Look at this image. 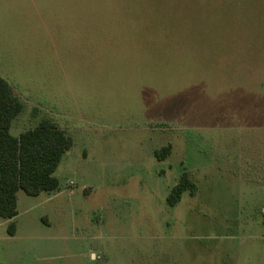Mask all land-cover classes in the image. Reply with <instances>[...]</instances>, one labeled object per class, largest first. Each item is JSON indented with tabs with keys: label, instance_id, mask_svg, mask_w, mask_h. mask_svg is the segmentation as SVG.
I'll list each match as a JSON object with an SVG mask.
<instances>
[{
	"label": "rangeland",
	"instance_id": "1",
	"mask_svg": "<svg viewBox=\"0 0 264 264\" xmlns=\"http://www.w3.org/2000/svg\"><path fill=\"white\" fill-rule=\"evenodd\" d=\"M0 77L73 141L0 264H264V0H0Z\"/></svg>",
	"mask_w": 264,
	"mask_h": 264
},
{
	"label": "trees",
	"instance_id": "2",
	"mask_svg": "<svg viewBox=\"0 0 264 264\" xmlns=\"http://www.w3.org/2000/svg\"><path fill=\"white\" fill-rule=\"evenodd\" d=\"M22 110L23 104L0 77V218L8 221L17 216L19 191L37 197L58 189L59 182L54 173L73 145L70 136L46 119L13 136L12 122ZM169 152V147H165L156 150L154 155L161 161ZM196 191L195 184L183 172L171 188L166 203L175 206L184 193L193 196ZM7 233L9 236L15 234L14 222H10Z\"/></svg>",
	"mask_w": 264,
	"mask_h": 264
}]
</instances>
